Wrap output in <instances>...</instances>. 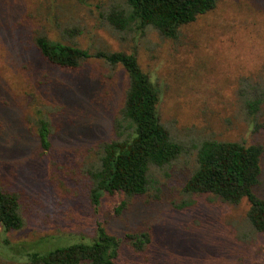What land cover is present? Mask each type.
<instances>
[{"label":"rangeland","instance_id":"rangeland-1","mask_svg":"<svg viewBox=\"0 0 264 264\" xmlns=\"http://www.w3.org/2000/svg\"><path fill=\"white\" fill-rule=\"evenodd\" d=\"M115 1L0 0V187L19 195L25 221L17 231L0 228V264H29L21 252L88 240L96 224L121 241L114 264H264V235L247 232L245 200L229 205L182 192L192 163L186 153L155 175V191L106 195L93 208L84 169L97 142L111 137L126 76L98 60L57 69L34 45L45 33L91 51L134 53L161 90L162 122L185 142L204 135L264 146V106L263 126L253 131L236 97L239 82L264 68V0H220L175 40L150 29L113 34L105 16ZM39 111L53 126L45 153ZM261 168L253 192L264 199V154ZM141 234L148 242L136 249L126 236Z\"/></svg>","mask_w":264,"mask_h":264},{"label":"trees","instance_id":"trees-1","mask_svg":"<svg viewBox=\"0 0 264 264\" xmlns=\"http://www.w3.org/2000/svg\"><path fill=\"white\" fill-rule=\"evenodd\" d=\"M219 1L116 0L105 20L113 34L141 33L150 29L162 38L175 40L182 27L212 12ZM34 45L40 58L57 69L74 71L89 60H98L110 70L119 68L126 76L122 104L111 120V137L97 142L84 169L85 194L93 208H97L106 195L130 198L155 191V175L186 153L192 157V163L182 192L189 196H210L229 205L245 200L249 205L245 215L247 232L253 236L264 235V199L253 192L262 173L263 145L204 135L185 142L162 122L161 90L143 72L134 53L105 48L91 51L53 40L45 33L34 38ZM236 97L250 128L259 130L263 126L260 118L264 106V68L255 78L239 82ZM34 124L45 153L50 148L53 126L40 111ZM124 206L121 202L115 207V213H120ZM24 222L19 195L0 187L1 232L20 230ZM126 238L135 239L136 249L148 242L143 234ZM120 243L96 224L88 240L71 241L45 251L21 252V255L29 264H114ZM3 246L12 252L15 248L6 239Z\"/></svg>","mask_w":264,"mask_h":264}]
</instances>
